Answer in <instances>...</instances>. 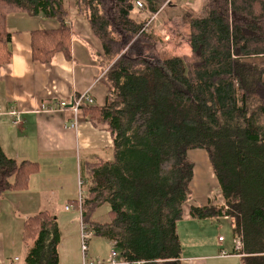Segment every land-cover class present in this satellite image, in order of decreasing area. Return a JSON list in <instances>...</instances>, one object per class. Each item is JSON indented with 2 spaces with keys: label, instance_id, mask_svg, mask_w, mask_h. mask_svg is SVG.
<instances>
[{
  "label": "trees",
  "instance_id": "16d2710c",
  "mask_svg": "<svg viewBox=\"0 0 264 264\" xmlns=\"http://www.w3.org/2000/svg\"><path fill=\"white\" fill-rule=\"evenodd\" d=\"M136 1L0 0V65L10 61L6 20L17 12L57 23L30 33L32 60L69 58L70 6L100 42L106 88L104 104L83 101L80 109L106 124L112 138L111 159L82 172V216L94 235L126 261L180 264L177 223L185 207L196 220L223 215L213 196L192 204L190 151L202 150L242 243L240 264H264V0H206L204 16L185 12L190 54L157 63L142 57V44L153 43L143 28L166 0H139L142 8ZM35 167L0 147V199L25 190ZM104 205L109 219L99 223L92 216ZM21 239L26 254L19 264H59L60 231L48 210L24 221Z\"/></svg>",
  "mask_w": 264,
  "mask_h": 264
},
{
  "label": "crops",
  "instance_id": "0c3cea01",
  "mask_svg": "<svg viewBox=\"0 0 264 264\" xmlns=\"http://www.w3.org/2000/svg\"><path fill=\"white\" fill-rule=\"evenodd\" d=\"M205 6L206 0H174L166 5V11L174 18H179L182 10L189 12L192 17H201L206 14ZM68 9V23L72 26L70 57L56 53L47 64L32 60L30 33L38 29H54L57 23L21 12L7 16L11 57L8 63L0 65V147L9 158L36 163L37 170L30 176L25 190L7 192L0 199V264L21 263L26 254V245L21 239L24 221L43 210L51 213L52 210L48 207H58L61 203L59 191L51 187L53 181L64 180L66 173L72 172L71 169L75 176L78 168L82 176L88 163L109 160L112 157V138L106 124L97 125L91 122L81 109L75 115L69 106L58 108L57 105L60 99L74 98L87 90L93 104L102 105L106 95L105 85L100 81V66L96 58L97 54L102 53L100 42L95 37L97 48L88 43V34L92 33L87 23L70 6ZM163 9L162 13L156 15L154 25L158 19L166 21L167 15ZM182 21L178 22L182 24ZM178 50L182 53L173 50L170 52L176 54L168 57L189 55V39L187 45ZM13 109L20 112V125L13 123V116L10 114ZM75 119L77 126L72 128L71 124ZM74 200L76 199L72 200L71 205L76 207ZM108 210L106 205L100 207L92 219L99 223L107 222ZM66 218L74 225L78 241L74 218L65 217V220ZM205 222L204 219H191L189 222L192 230L186 232L184 237L191 244L186 253L177 228L182 247L180 264H240L241 255L233 253L232 242L227 244L225 237L219 242L218 237L221 234L211 240L208 236L211 228H207ZM197 224H200L199 227ZM61 242L62 238L58 247ZM99 242L113 248V244L104 238ZM95 243L90 242L89 258H105L106 252H93L92 246ZM222 250L231 256L222 257ZM77 260L74 259L70 264H80ZM59 264L68 263H62L60 259Z\"/></svg>",
  "mask_w": 264,
  "mask_h": 264
},
{
  "label": "rangeland",
  "instance_id": "374dc122",
  "mask_svg": "<svg viewBox=\"0 0 264 264\" xmlns=\"http://www.w3.org/2000/svg\"><path fill=\"white\" fill-rule=\"evenodd\" d=\"M164 11H166V5L163 6ZM179 7H182L181 5ZM177 11V10H176ZM162 13V11H161ZM167 17L165 18L166 21H160L158 19L156 25H150L147 31H151L153 43L152 44H142L144 48V54L142 57H145L147 60L152 62H159L162 59L168 58L169 55H174V53H182L179 52L178 49L182 46H186L188 43V26L184 23V17L185 12L182 10L179 13V18H174V16H171L172 14L169 11H166ZM70 17V13H69ZM147 17V16H141ZM151 16H148V20ZM174 19V21H173ZM182 21V24L179 23V20ZM171 21V22H170ZM179 23V24H177ZM160 24V28H159ZM85 26V22H84ZM75 28L77 29V26L75 25ZM187 28V29H186ZM158 29H160V32H158ZM80 33V32H79ZM89 33V32H87ZM85 36V35H84ZM89 40L88 43L91 44L94 48H97L95 44V37L92 36V34H88ZM98 43V42H97ZM166 49V50H165ZM175 51L170 52V51ZM175 53V54H176ZM127 54L129 56H136L137 54L131 51H127ZM172 57V56H171ZM264 59V58H263ZM190 158L194 161V179L192 182V191H193V202L192 204H205L207 202L208 197L213 196L214 200H217L220 198L216 179L212 173V170L210 168V164L207 161V155L205 151L202 150H192L190 151ZM71 173H66V178L62 181H53L52 188H54L56 191H59L60 200L61 203H59L58 207H48L51 208L52 214L56 216L57 223L59 231H60V238H62V242L60 247L58 248L59 252V261L60 259L63 262H67L70 264L74 259H78L77 261L81 263L82 255H81V247L80 246V235H79V220L80 219V212L78 207H74L72 204L73 199H78L80 191H82L84 194H86L85 186L82 184V187H80V173L78 172V168L76 171V174L74 176L73 170L71 169ZM83 178L81 179V181ZM81 192V194H82ZM84 196V195H83ZM198 200V202H197ZM65 205L69 206V211L67 212L64 208ZM183 219L180 220L177 223L178 232L180 234V240L182 241V244L184 246V253L188 250V246H190V242L188 239L184 237V234L188 231H191V225L189 222H191V217L188 214L187 207H185ZM65 217H73L76 224H77V230H78V241L76 238V234L74 233V225L67 221V218L65 220ZM59 220V221H58ZM196 220V219H194ZM202 220V219H201ZM206 222L205 226L207 228H211L208 232L209 238L216 239L219 234L223 235L226 238L227 244H231L232 242V223L230 220H227L226 218H213V219H204ZM60 222V223H59ZM200 224H197L199 227ZM195 230V228H193ZM102 238L92 235L90 242H96L92 246L93 252H106V257L103 259H97V260H104L107 261L112 254L111 247H108L107 244H101L99 240ZM98 241V242H97ZM180 241V242H181ZM89 242V247H90ZM181 244V243H180ZM233 244V243H232ZM182 248V247H181ZM17 254H20L17 252ZM88 254L90 257V251L88 248Z\"/></svg>",
  "mask_w": 264,
  "mask_h": 264
},
{
  "label": "built area",
  "instance_id": "2783aa9c",
  "mask_svg": "<svg viewBox=\"0 0 264 264\" xmlns=\"http://www.w3.org/2000/svg\"><path fill=\"white\" fill-rule=\"evenodd\" d=\"M171 1H174V0H166L165 5L169 4ZM188 1H191V0H188ZM135 4L138 8L143 7L141 1H139V0H137L135 2ZM156 15L157 14L151 15V17L149 18V20L147 21V23L143 29L147 30L151 24L154 25ZM83 101L88 103V104H93V99L89 94V90L85 91L84 93L79 94L77 97H74V98L60 99V101L57 102V105H58V108H64V107L69 106V108L74 112V114L77 115ZM10 114L13 116V123L15 125H20L21 124V118L19 115L20 112L18 110L16 111V109H13V110H11ZM76 126H77V122L75 119L74 122L71 124V127L76 128ZM80 182H81L80 187H82V181H80ZM81 192L82 191H80L78 199H76V202H77L76 207H78L79 212H80V219H78L79 220V235H80V246L79 247H81V255H82V259H81L80 264H143L140 261L129 262V261H126V260L120 258L118 256V253L116 252V250L114 248L112 249L111 257L107 261H104V260L102 261V260H97V259L92 260L91 258H89V254H88L89 242L91 240L92 235H94V233H93L94 231L91 228V226L89 225V223H87L82 216L81 202H82L85 195L83 192L81 194ZM222 200L223 199L220 196V198L214 202V205L222 206L223 218H226L227 220H230L231 223H233L232 218L228 217L224 213L226 211L227 207H226L224 201H222ZM69 209H70L69 206L65 207V210H69ZM223 240H224V236L221 235L218 237L219 242H221ZM232 243H233V253L234 254L239 253L242 250L241 241L238 238L236 239V237H234L232 240ZM221 256L222 257H228L231 255H230V253L222 250Z\"/></svg>",
  "mask_w": 264,
  "mask_h": 264
}]
</instances>
